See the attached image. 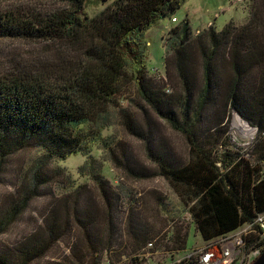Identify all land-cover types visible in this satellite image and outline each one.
<instances>
[{"label":"trees","instance_id":"obj_1","mask_svg":"<svg viewBox=\"0 0 264 264\" xmlns=\"http://www.w3.org/2000/svg\"><path fill=\"white\" fill-rule=\"evenodd\" d=\"M52 1L60 5L54 11L0 13V39L43 44L33 61L21 60L0 74V163L20 149L44 151L31 167L30 187L23 193L27 198L14 211L23 210L28 198L51 182L54 159L78 151L89 154V143L104 130L114 99L133 84L156 117L186 139L187 160L175 161L166 149L150 145L149 133L119 110L128 133L148 143L156 175L189 207L202 240L212 241L263 216L264 15L259 7H253L241 27L229 21L217 31L210 24L193 36L187 18L174 24L168 31L172 41L165 79H155L147 72L144 35L156 21L174 19L179 0H99L108 5L92 17L84 11L85 0ZM214 103L258 129L252 158L226 150L224 160L215 159L200 146L195 130ZM223 123L219 119L213 128ZM94 179L107 198L105 183ZM55 222H44L43 239L62 233ZM65 230L71 232V226ZM187 237L182 229L175 231V250L186 249ZM81 245L71 254L83 264L88 247ZM257 246L264 250V236Z\"/></svg>","mask_w":264,"mask_h":264},{"label":"rangeland","instance_id":"obj_2","mask_svg":"<svg viewBox=\"0 0 264 264\" xmlns=\"http://www.w3.org/2000/svg\"><path fill=\"white\" fill-rule=\"evenodd\" d=\"M179 1L181 7L174 15L175 22L172 18L158 20L144 35L147 72L155 79H165V57L171 54L172 41L168 31L184 18L194 36L210 24L217 31L229 21L238 27L245 25L255 5L264 15V0ZM107 5L99 0H85L84 11L92 17ZM59 7L52 0H0L1 14L48 12ZM42 46L0 39V74L21 60L33 61ZM135 90V85L130 84L116 96L103 123L104 130L89 143V154L78 151L64 160L52 161L51 182L28 198L18 213L14 209L27 198L24 194L30 187L31 167L44 151L24 148L4 156L0 163V264H80L71 249L75 245L82 248L81 244L88 247L83 264H171L184 254L180 255L184 250H175L174 245L179 228L188 234L187 248L202 247L205 241L195 229L189 207H183L169 184L156 175L147 154L148 143L128 133L119 110L127 111L149 133L150 145L159 151L166 149L173 160H187L189 146L183 135L156 117ZM229 109L224 113L214 103L195 130L197 141L215 159L224 160L226 150L252 158L258 129ZM234 113L247 123L253 132L251 136L232 126ZM222 118L224 123L215 130V123ZM129 168L134 169V174ZM96 176L105 183L109 203L94 179ZM77 218L87 225L80 224ZM51 220L61 225L62 233L51 239L45 234L43 239L44 222ZM67 223L71 232L65 230ZM31 235V244H27Z\"/></svg>","mask_w":264,"mask_h":264},{"label":"built area","instance_id":"obj_3","mask_svg":"<svg viewBox=\"0 0 264 264\" xmlns=\"http://www.w3.org/2000/svg\"><path fill=\"white\" fill-rule=\"evenodd\" d=\"M175 22V19H173ZM258 225V231L254 226ZM261 233L255 243L253 235ZM264 236V215L254 223L244 224L233 233L204 242L202 247L187 248L179 252L182 257L171 264H251L261 254V238Z\"/></svg>","mask_w":264,"mask_h":264},{"label":"bare ground","instance_id":"obj_4","mask_svg":"<svg viewBox=\"0 0 264 264\" xmlns=\"http://www.w3.org/2000/svg\"><path fill=\"white\" fill-rule=\"evenodd\" d=\"M232 126L239 129L245 135L251 136L253 134L247 123L244 122L236 113L233 114Z\"/></svg>","mask_w":264,"mask_h":264},{"label":"water","instance_id":"obj_5","mask_svg":"<svg viewBox=\"0 0 264 264\" xmlns=\"http://www.w3.org/2000/svg\"><path fill=\"white\" fill-rule=\"evenodd\" d=\"M251 264H264V250L260 254V256L258 258H256L255 261H253V263H251Z\"/></svg>","mask_w":264,"mask_h":264}]
</instances>
